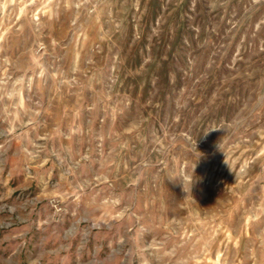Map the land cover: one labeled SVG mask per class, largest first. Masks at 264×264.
<instances>
[{
	"label": "rangeland",
	"instance_id": "obj_1",
	"mask_svg": "<svg viewBox=\"0 0 264 264\" xmlns=\"http://www.w3.org/2000/svg\"><path fill=\"white\" fill-rule=\"evenodd\" d=\"M0 264H264V0H0Z\"/></svg>",
	"mask_w": 264,
	"mask_h": 264
}]
</instances>
